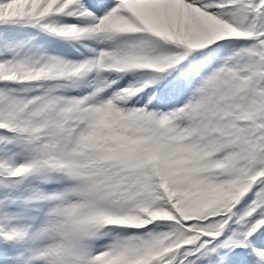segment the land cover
I'll list each match as a JSON object with an SVG mask.
<instances>
[{
  "label": "snow or ice",
  "instance_id": "1",
  "mask_svg": "<svg viewBox=\"0 0 264 264\" xmlns=\"http://www.w3.org/2000/svg\"><path fill=\"white\" fill-rule=\"evenodd\" d=\"M0 264H264V0H0Z\"/></svg>",
  "mask_w": 264,
  "mask_h": 264
}]
</instances>
